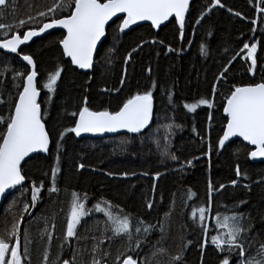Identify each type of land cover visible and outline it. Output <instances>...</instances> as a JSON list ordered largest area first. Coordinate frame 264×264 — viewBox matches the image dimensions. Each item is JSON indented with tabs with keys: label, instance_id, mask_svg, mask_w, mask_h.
<instances>
[{
	"label": "trees",
	"instance_id": "obj_1",
	"mask_svg": "<svg viewBox=\"0 0 264 264\" xmlns=\"http://www.w3.org/2000/svg\"><path fill=\"white\" fill-rule=\"evenodd\" d=\"M220 1L225 3V0ZM244 1L251 16L257 20L255 25L251 24L247 27L236 16L228 20L223 17L224 12L217 7L211 14L205 16L206 26L203 36L191 49L193 15L198 13L197 16H199L200 12L211 4V0L194 1L185 20L182 39L179 26L176 25L174 18L160 28H152L149 24H145L133 30H144L148 33L143 43L133 53V57H148L149 64L143 71L140 86L133 88L136 81V64L131 63L125 82V99L137 92L148 90L152 87L153 81H155V87H152L153 97L156 95L159 88L158 72L164 51L160 43H150L148 40H159L166 28L172 34L170 38L163 39L173 42L177 51V74L167 87V90L173 93L171 102L166 90L165 104L156 105L154 124L141 134H122L104 139H78L74 133H67L59 148L58 167L60 171L56 177L58 188L56 193L50 194L47 189L51 185V165L58 151L56 144L59 138L58 133L74 125V118L70 114L77 111V106L84 96L88 97V106L92 108L90 92L94 85L95 75L100 70H103L108 80H113L118 76L122 64L121 53L127 46V35L133 31L124 35L117 31L119 19L110 24L107 28V37L98 50L92 72H86L73 66L70 60L62 55V48L58 41L63 38L65 33L63 31L51 32L22 48L23 54H32L36 61L38 86L41 88L39 102L42 107V119L50 132L51 149L48 154H38L23 164L22 172L26 176V183L11 193L0 207V235L9 230L13 222L20 218L23 203L30 202L31 183L35 181L39 184L43 180L44 188L41 190L40 198L36 206L30 207L28 213L24 215L18 233L22 249L25 247L24 231L27 230L31 236L32 243L28 245L30 264H41L45 246L48 245L47 237L41 238V230L45 228V218H48V231H52L48 246L49 264H55L57 255L61 259H69L74 251L76 264H89L93 258L91 252L93 237L99 241L102 236L111 237V239H104L97 252V256L101 257V264H120L126 255L137 259L138 264H149V261L150 264H172L171 257L178 253L181 256L178 264H218L221 257L211 243V236L219 231L215 217L217 213L230 215L233 211L243 213L245 217L250 218L248 222L251 223L252 228L247 239L251 240L254 245L251 252L254 253L259 243L264 242V184L261 188L254 185H249L247 189L244 188L242 201L245 203L243 204L240 203L241 201L230 203L227 192L222 190L217 201L214 202L211 196V205L208 208L207 186L209 181L213 189H216V186L225 185L230 179L228 172L213 165L224 147L218 149L217 143L219 137L223 135V127L226 124L222 108L225 97L230 94L233 85H239L238 81L245 80V84L264 82V13L259 11L256 13L257 0ZM10 3V9L3 17H0V23L13 24V30L22 33L28 28L41 26V18L36 17L22 29L15 27V23L21 19L27 20L29 16L35 17L36 12L50 7L55 0H10ZM259 6L264 7V3ZM231 7L238 10L237 7ZM56 18H59V14ZM225 24L228 25V30L224 27ZM220 31L223 33L225 31L226 35L221 36ZM253 42H257L258 50L255 56L256 70L254 74H250L244 61L246 49H243V45L244 43L250 45ZM202 45L204 54L201 53ZM190 54L194 55L191 74L188 69L190 62L187 59V55ZM225 65L228 66V71L224 79L216 80ZM5 66L10 71L0 75V81H3L0 83V99L13 100L16 89L12 86V71L26 73L28 69L26 63L18 55L0 51V72H3ZM57 66L63 69L61 76L57 81L55 91L47 93V90L42 87L43 82L46 81L47 74L54 71ZM149 68L150 73L147 71ZM235 78L240 79L233 82ZM16 83H20V80ZM213 84L216 85L215 92L212 91ZM189 94L190 96H187ZM201 98L211 100L212 106L200 105L191 112L183 107L185 103H195ZM105 108L109 109V107ZM102 109L104 108L99 110ZM9 111L7 105L0 104V115L6 117ZM5 127L6 125L0 124V132ZM68 139H72L86 153H97L102 148L110 151V161L115 164L112 173L115 175L114 198L116 201L101 196L103 185H96L88 192H81L75 186L63 183L66 167L72 160L67 146ZM165 143H167L169 153L177 157L176 160L161 155ZM228 143L230 142L226 141L225 145ZM177 144L188 151H198L201 156L199 162L187 164L188 160L179 155ZM157 168L163 171V175L160 177L157 197L153 202L155 216L153 219H146L127 208L126 201H130L135 207L146 209L147 201H153L152 187L143 180H126L119 176L122 169H131L134 173L142 170L153 175ZM245 180L251 181V176L248 175ZM123 189H125V196L121 195ZM189 190L195 195L189 197ZM73 191L81 198L87 194L86 210L91 209L92 211L81 218L75 238L65 241L66 214L70 208ZM14 198L17 203L9 207ZM104 201L108 203L103 204ZM98 202L102 203L104 209L111 212L113 216L129 217L132 226L130 241L123 235L115 236L112 233L104 212H97L93 208ZM201 206L208 208L203 223L199 219L194 220L191 215L193 208ZM138 221L155 227L144 234L143 226H140L141 231L137 233L135 228ZM53 223L54 229L52 228ZM161 223L163 232H161ZM205 226H207L206 233ZM101 228L108 230L101 233ZM137 239L141 242L138 248L136 247ZM205 241H207L206 244ZM201 245H204L203 248ZM161 248L165 249L163 253L158 251ZM245 248L248 249L247 243H245ZM104 251L109 254L104 256ZM153 252L157 254L153 256ZM118 255L121 256L120 260L116 259ZM239 259L240 257L233 253L231 264H236Z\"/></svg>",
	"mask_w": 264,
	"mask_h": 264
},
{
	"label": "snow or ice",
	"instance_id": "obj_2",
	"mask_svg": "<svg viewBox=\"0 0 264 264\" xmlns=\"http://www.w3.org/2000/svg\"><path fill=\"white\" fill-rule=\"evenodd\" d=\"M261 3H264V0H257V11L264 13V7L259 6ZM215 6L223 7L220 4V0H211V4L200 12V17L197 18L196 23L199 24L200 18L204 17L205 13ZM10 7V0H0V17H3ZM189 7V0H55V3L50 7L36 12L35 17L29 16L27 20L21 19L15 23V27L22 29L27 23L39 17L42 21L41 26L28 28L21 33L13 30V24L0 23V33H2L0 49L16 53L23 62H26V68L28 69L26 73L12 71V86L16 89L15 98L13 100L0 99V104L7 105L10 109L6 117L0 115V124L6 125L4 130L0 132V194L5 193L7 189L22 185V182L26 179V176L22 174V161H25V158L32 153H47L51 142L50 132L46 130L45 123L42 120L41 102L38 100L41 88L38 86L36 61L32 54H23L18 51L20 46L26 45L33 37H37L48 29L60 27L65 30L63 38L58 41L59 46L62 48V55L70 58L72 65L80 69H90L93 64V52L97 48V42L101 41L102 37H105L106 25L114 17L119 19L117 25V31L119 32L129 29L131 25H135L140 21H148L152 28H158L165 21H169V18H174L176 25L179 26L180 38L182 39L185 16ZM229 11L231 12L232 10L229 9ZM57 14H59V18H56ZM118 14H122V17L118 16ZM235 15L240 16L241 13L237 12ZM251 23L255 25L257 20L252 19ZM161 43L163 42L161 41ZM137 47H140V45H137ZM243 49L247 50V60L251 61V67L248 68L251 73L256 66L255 53L257 43L253 42L250 45L244 43ZM132 51L134 52L135 49ZM168 51H173L170 45L168 46ZM201 53L204 54L203 45L201 46ZM130 59L131 52L125 56V63ZM62 70L60 66H57L54 71L47 74L46 81L42 85L43 89L47 90V93L55 91ZM7 71H10V69L5 66L0 75ZM147 71L150 73L151 69L149 68ZM227 71L228 66L225 65L216 80L224 79ZM17 80H20V83H16ZM123 82L124 77L122 76L121 84ZM0 83H3V81H0ZM152 87H155V81H153ZM152 87L146 91L130 95L123 100L115 111L107 108L98 111L92 110L88 106V97L84 96L82 98L81 103L77 106V111L70 114L74 118V125L70 128H64L58 133L59 138L56 140L58 151L54 163L51 165V185L47 189L50 194L58 191L56 177L60 171L58 167L60 160L59 148L66 134L74 133L79 137L82 133L116 132L121 129L127 130L129 133H140L142 130H146L150 127L153 117ZM212 91H216L215 84L212 85ZM167 95L171 102L173 93L167 90ZM200 105L211 107L212 101L201 98L195 103H185L183 107L191 112ZM222 108L226 124L223 127V135L218 139L217 148H222L230 137L239 136L248 144L254 146V150L248 152L249 158L264 157V82L233 85L230 89V94L225 97ZM205 154L207 155V153ZM161 155L167 156L172 160L177 159L174 154L169 153L167 143H165ZM191 163V160L187 161V164L191 165ZM84 167L83 164H78L77 170ZM108 175H111V173H108ZM121 175L128 176L129 173H121ZM132 175H135V173H132ZM160 175L161 173L159 172L155 173L153 179L155 180ZM235 175L238 178L242 176L239 164L235 166ZM243 176L247 178V173H244ZM259 183L264 184V177L259 180ZM230 184L236 186L238 180L233 179ZM207 187L209 196L208 208H210L212 192L214 190L217 192L224 190L226 185L220 184L218 188L213 189V185L209 181ZM243 187L247 189L249 185L245 184ZM43 188V180L39 184L35 181L31 183L30 202L26 201L23 203L20 218L13 222L9 230L0 235V264H30L28 260V245L32 243L31 236L27 230L24 231L25 247L23 252H21L18 233L20 222L23 220L24 215L28 213L30 207L36 206ZM153 188H155V183ZM194 195L195 193L189 190L188 196L192 197ZM71 196L70 208L66 214L65 241L75 238L81 218L92 211L91 209L86 210L85 200L87 199V194L81 198L73 191ZM15 203L16 200L14 198L9 207H12ZM107 203V201L103 202V204ZM240 203L243 204L245 201ZM152 205L153 201L148 200L147 207L150 209ZM93 208L97 212H104L107 217V223L111 226V231L115 236L123 235L129 241L132 239V226L128 216H123L122 218L113 216L99 202ZM208 208L204 206L193 208L192 218L194 220L199 219L203 223ZM215 220L219 231L216 235L211 236V243L221 257L218 264H231L233 253L240 257L236 264H264V242L259 243L254 253L251 252L254 245L251 240L247 239L252 228L251 223L248 222L250 221L249 217H245L243 213L233 211L230 215L217 213ZM44 224L45 228L41 230V238L46 236L48 245L45 246L41 264H49L48 246L50 245L52 231H48V218H45ZM140 226H143L144 234H147L155 227L153 225H144L143 221H138L135 228L137 233L141 231ZM52 228H55L54 223ZM107 230L106 228L100 229L101 233ZM204 231L205 233L207 232V226H205ZM161 232H163L162 223ZM104 239L110 240L111 237L102 236L99 241H96L95 237H93L94 243L91 248L93 258L89 264H101V257L97 256V252L100 250V245L103 244ZM140 243V240L137 239V248ZM206 243L207 241H205ZM245 243L248 244L247 250ZM203 246L201 245V248ZM158 251L163 253L165 249L161 248ZM108 254L107 251L103 252L104 256ZM156 254V252H153L152 255L155 256ZM75 256V251L69 259H61L57 255L55 264H76ZM116 259L120 260L121 256L118 255ZM180 260L181 256L179 253L171 257L172 264H178ZM122 264H138V261L131 255H126L122 260Z\"/></svg>",
	"mask_w": 264,
	"mask_h": 264
},
{
	"label": "rangeland",
	"instance_id": "obj_3",
	"mask_svg": "<svg viewBox=\"0 0 264 264\" xmlns=\"http://www.w3.org/2000/svg\"><path fill=\"white\" fill-rule=\"evenodd\" d=\"M252 2L253 0H248ZM221 6H215L211 8L209 11H207L204 15V17L200 18V23L197 24L196 20L199 16H197L198 13L193 15L194 21H193V28H192V38L190 40V49L197 44L198 40L200 41L201 37L204 33V28L206 26L205 24V16L207 14H211L215 8H220L222 12H224L223 17L228 18L232 20V17L236 16L239 20L243 21L247 27H249L252 23L251 20L254 19L250 12L249 8L245 5V1L243 0H225V3H222L220 1ZM233 7H237L238 10L233 9ZM229 9L232 11L230 12ZM201 10V8H200ZM241 13L240 16L235 15V13ZM258 11H256L257 13ZM228 30V25L225 24L224 26ZM162 39L159 38V40H148L150 43H160L163 47L164 56L159 68L158 72V80H159V88L154 96L156 99V104L158 106H162L166 102V90L169 86L170 81L176 76L177 74V64H176V55L177 51L175 49L174 43L171 41H165L163 38L171 37V31L169 29L164 28ZM223 31V28H222ZM220 31L221 36L226 35V32L224 33ZM148 33L144 30H136L132 33L127 35V46L121 53L122 57V64H121V70L118 74V76L113 80H108L105 78L103 70H100L96 75L94 79V85L90 92V105L93 109H101L105 107H109L110 110H117L119 105L125 100V82L128 76V72L130 69V65L132 62H135L136 64V81L133 84V88H138L143 80V71L149 64V58L148 57H142L139 56L137 58L133 57V49H137V45H141V41L145 39V36H147ZM169 37V38H170ZM218 39V38H217ZM219 40V39H218ZM224 40V39H223ZM161 41L163 43H161ZM257 43V42H255ZM171 46L173 51H168V46ZM189 49V50H190ZM257 50H258V44H257ZM256 50V53H257ZM131 52V59L125 63V56H127ZM247 53V50H246ZM246 53L244 55V61L247 65V67H251V61L247 60ZM255 53V56H256ZM186 54V53H184ZM187 59L189 60V73L191 74V71L193 70V63L192 59H194V55L190 54L187 55ZM126 70V74H125ZM256 70V66L253 69V72L250 74H254ZM235 70L233 71V73ZM124 77V82L121 84V77ZM240 78L233 79L234 81L239 80ZM239 85L245 84V80L238 81ZM118 90V91H117ZM187 96H190L187 95ZM230 142V141H229ZM67 146L69 148L70 155L72 156L71 163L66 167V171L64 173L63 177V183H66L70 186H75L79 189L81 192H88V190H92L93 186H102V197L114 200V194L116 191L115 186V175L112 173V170L114 169L115 164L110 161V151L107 148H102L97 153H86L83 152L79 146H77L72 139L67 140ZM254 150L250 145L245 144L241 141H232L228 143L227 145H224L222 149V153L218 160H216L213 165L225 170L229 173L230 179L228 183H226V189H224L227 192L228 200L230 203L240 202L244 199V187L243 185H254L257 188H261L263 184L259 183V180L264 177V161H256L254 158L248 157V152ZM177 151L179 155L182 158H185L187 160H191V164H197L199 160L201 159L200 154L198 151H188L185 148H183L180 144H177ZM83 164L85 167L82 169L77 170V165ZM239 164L241 168L242 176L238 178L235 175V166ZM159 170V173L161 175L156 178L155 180L153 177L155 176V173L153 175H145V172L142 170L137 171L135 175H132L134 173L131 169H122V173H129L128 176L120 175V178L126 179V180H143L147 182L152 187V195H153V202L157 197L158 193V183L160 182V177L163 175V171L159 168L156 169ZM108 173H111V175H108ZM247 173V176H251V181H246L243 174ZM233 179L238 180V184L236 186H232L230 184V181ZM155 183V188H153V184ZM218 188V186H216ZM166 190V189H164ZM222 190L219 192L213 191L211 196L212 200L217 201L218 196ZM125 189L122 190L121 195L125 196ZM128 198V197H127ZM129 200V199H127ZM126 207L129 209H132L133 212H135L137 215L142 216L146 219H153L155 216L154 212V206L149 209L146 207V209H140L138 207H135L130 201H126Z\"/></svg>",
	"mask_w": 264,
	"mask_h": 264
},
{
	"label": "water",
	"instance_id": "obj_4",
	"mask_svg": "<svg viewBox=\"0 0 264 264\" xmlns=\"http://www.w3.org/2000/svg\"><path fill=\"white\" fill-rule=\"evenodd\" d=\"M195 0H189V3H190V7L189 9L187 10L186 12V16H185V20H186V17H187V14L192 6V4L194 3ZM118 16H121L122 17V14H118ZM171 18H169L170 20ZM116 20H118L116 17H114L111 21H109V23L106 25V30H105V37H102L101 38V41H98L97 42V48L94 50L93 52V64H92V67L90 69H81L83 71H86V72H92L94 70V66H95V61H96V57H97V53H98V50L100 48V46L102 45V43L104 42V40L106 39L107 37V28L109 27L110 24H112L113 22H115ZM168 21H165L160 27L164 26ZM145 24H149L150 25V22L148 21H140V22H137V24L135 25H131L129 27V29H125L123 32H121L122 34H127L133 30H135L136 28L142 26V25H145ZM158 27V28H160ZM54 31H63L65 32L64 29L60 28V27H55L53 29H48L46 30L44 33H41L40 35H38L37 37H33L31 41L27 42L26 45H22L20 46V49H18V51H21L23 47L25 46H28L30 45L32 42L36 41L37 39H41L43 37H45L46 35L50 34L51 32H54ZM0 51H3L7 54H12V55H17L16 53H11L7 50H4V49H0ZM68 58V57H66ZM70 60V58H68ZM75 66V65H73ZM77 67V66H75ZM78 68V67H77ZM80 69V68H79ZM37 80H38V77H37ZM40 97H38V100H39ZM156 99L153 97V117H152V121H151V125L150 127H148L146 130H142L140 133H129L127 132V130H124V129H121V130H118L116 132H105V133H82L79 137H76L78 139H86V138H91V139H104V138H109V137H115V136H118V135H122V134H141V133H144L145 131H147L148 129H150L152 127V125L154 124V121H155V108H156ZM92 109V108H91ZM92 110H96L98 111L99 109H92ZM43 120V119H42ZM44 122V121H43ZM46 126V125H45ZM47 130V128H46ZM50 141H51V138H50ZM230 142L232 141H241L245 144H248V142L244 141L242 137H239V136H233V137H230L229 140ZM250 145V144H248ZM252 148H254L253 145H250ZM50 149H51V142H50V145H49V151L47 153H32L30 154L29 157L25 158V161H22V166L25 162H27L29 159H31L33 156H36L38 154H48L50 152ZM256 161H264V157H257V158H254ZM23 174V172H22ZM26 183V179L24 182H22V185H19V186H15L14 188L12 189H7L5 191V193L3 194H0V207L3 206V204L5 203L6 199L8 198V196L13 193L15 190H17L18 188L24 186ZM104 264H108V263H104ZM122 264V262L120 263Z\"/></svg>",
	"mask_w": 264,
	"mask_h": 264
},
{
	"label": "flooded vegetation",
	"instance_id": "obj_5",
	"mask_svg": "<svg viewBox=\"0 0 264 264\" xmlns=\"http://www.w3.org/2000/svg\"><path fill=\"white\" fill-rule=\"evenodd\" d=\"M93 109V108H92ZM20 237V236H19ZM20 245H21V252L23 251V249H22V244H21V241H20Z\"/></svg>",
	"mask_w": 264,
	"mask_h": 264
},
{
	"label": "bare ground",
	"instance_id": "obj_6",
	"mask_svg": "<svg viewBox=\"0 0 264 264\" xmlns=\"http://www.w3.org/2000/svg\"><path fill=\"white\" fill-rule=\"evenodd\" d=\"M65 34V33H64ZM124 35V34H123ZM26 63V62H25ZM17 203V202H16ZM109 208V207H108ZM113 237V236H112Z\"/></svg>",
	"mask_w": 264,
	"mask_h": 264
}]
</instances>
